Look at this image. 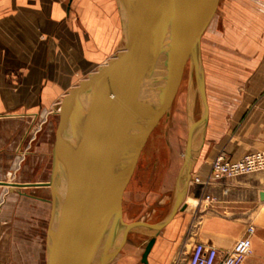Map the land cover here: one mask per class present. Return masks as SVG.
Listing matches in <instances>:
<instances>
[{"label":"crops","instance_id":"0c3cea01","mask_svg":"<svg viewBox=\"0 0 264 264\" xmlns=\"http://www.w3.org/2000/svg\"><path fill=\"white\" fill-rule=\"evenodd\" d=\"M119 20L117 0H0V148L18 149L39 117L111 59ZM258 35L247 78H221L220 63L207 66L208 118L185 208L156 234L148 264H178L196 242L216 247L219 259L249 226L251 252L240 264H264V172L206 182L216 156L234 160L264 149V30ZM155 207L128 222L161 221L167 215L152 214ZM137 233L142 239L132 255L143 264L150 236Z\"/></svg>","mask_w":264,"mask_h":264},{"label":"water","instance_id":"95a60500","mask_svg":"<svg viewBox=\"0 0 264 264\" xmlns=\"http://www.w3.org/2000/svg\"><path fill=\"white\" fill-rule=\"evenodd\" d=\"M120 1L131 29L126 48L107 63L98 65L66 93L51 151L48 182L14 184L50 187L46 264H102L121 226H124V231H155L149 235L141 255V262L148 264L147 256L156 234L178 210L185 208L183 201L192 169L191 136L183 160L186 176L177 191L173 208L164 219L156 223L123 221L121 197L142 149L155 109V99L188 60V57L183 60L175 57L187 38L190 39V54L193 53L203 108L201 146L208 104L197 46L216 0ZM120 73L123 74V81L106 122L98 131L97 143L87 154L83 153L79 164L75 163L73 160L78 158L77 142L72 139L70 125L76 119L82 99L94 87L99 91L108 76ZM86 125L87 122L84 127ZM64 162H69L66 180L61 179L60 171V164ZM63 183L65 187L60 196L59 188ZM260 196L264 198V192H260ZM54 214L55 228L52 226ZM51 234L49 252L48 238Z\"/></svg>","mask_w":264,"mask_h":264},{"label":"rangeland","instance_id":"374dc122","mask_svg":"<svg viewBox=\"0 0 264 264\" xmlns=\"http://www.w3.org/2000/svg\"><path fill=\"white\" fill-rule=\"evenodd\" d=\"M120 28L115 49L122 46L121 25ZM263 30L264 0H216L200 38L204 78L208 64H214L217 70L218 63L221 64V78H247L250 49L261 45L258 34ZM188 82L189 61L172 76L155 99L142 149L121 197V217L125 222L145 209L151 211L162 194L170 200L174 196L184 160ZM64 97L51 106L47 115L36 120L34 132L24 137L18 149L0 148V181L3 182L0 184V264H46L50 187L14 184L49 180L51 151ZM199 111L196 99V116ZM261 172L264 170L248 174ZM141 239L137 230L119 233L117 245L110 246L102 264H141L134 261L132 255Z\"/></svg>","mask_w":264,"mask_h":264},{"label":"bare ground","instance_id":"6f19581e","mask_svg":"<svg viewBox=\"0 0 264 264\" xmlns=\"http://www.w3.org/2000/svg\"><path fill=\"white\" fill-rule=\"evenodd\" d=\"M117 6L119 10V18H120V25L122 27V46H119L118 49H115V53L112 55H117L120 51L124 50L127 46L128 40L130 38V23L128 22V19L126 17V13L124 12L122 3L120 0H117ZM190 39L187 38L179 47V50L176 54V58L179 57L181 60H183L185 57H188L187 62L189 61V82H188V90L187 96H186V107H187V126H186V140H185V148L188 140L190 139V136L192 137L191 141V148L192 153L190 155L191 164H193V161L195 160L197 150L200 145V139L203 132L202 122H203V108L201 103V97L199 92V87L196 80V74H195V64L193 61V53L190 54ZM197 51L199 53V56L201 58V52H200V41L197 46ZM111 57V58H112ZM186 62V63H187ZM201 69L200 74L203 77L204 86H205V78H204V71H203V65L202 61L200 60V67ZM186 74V73H185ZM121 76V78H120ZM185 76V75H184ZM123 81V74H114L110 75L101 83V88L96 90L97 88L94 87L91 92H89L86 96L83 97L82 102L80 104V107L78 108L76 112V119L73 123L70 125V132L72 139L77 142V153L78 158H76L75 163L79 164V161L82 160L83 153H86L91 150V148L96 145L97 140L99 138L98 131L100 128H102L104 122H106L107 114L109 110L111 109L113 103L115 102L117 91L119 87H121ZM173 82V81H172ZM183 82V81H182ZM182 87V86H181ZM195 88V89H194ZM115 89V90H114ZM114 90V91H113ZM180 90V89H179ZM113 91V92H112ZM178 91V90H177ZM176 96V95H175ZM158 97V96H157ZM176 98V97H175ZM196 99L199 102L200 107V113L198 116L195 115V105H196ZM180 104H182V99H179ZM175 103V102H174ZM176 111V110H175ZM185 116V117H187ZM85 122H87V125L84 127ZM168 127V126H167ZM191 134L189 135V133ZM170 145V144H169ZM185 148L183 155L185 153ZM181 153V152H180ZM172 167V166H171ZM184 167V168H183ZM67 168H69V162H64L60 164V171H61V179L66 180V171ZM73 168V166L71 167ZM183 170L181 172V176L177 179L176 182V190L174 193V196L170 200V197H168L166 194L160 196L157 199L156 207L151 212L152 214L154 212H161L163 214L168 215L173 208V204L176 198L177 191L181 184L184 182L185 179V166H182ZM72 170V169H71ZM64 183L59 188V195H63L64 190ZM184 200L186 202V194L184 197ZM193 205L195 204L194 200H191ZM192 205V206H193ZM165 215V216H166ZM137 221V220H136ZM139 222L148 223L147 221H143L142 219L138 220ZM53 228L56 227V215L53 216V222H52ZM124 231V226H121L117 235L119 233ZM144 234L150 235L153 234L155 231L148 229L145 231H140ZM114 238L111 245H117L118 240L117 238ZM52 238L53 234H51L48 238V251L51 250L52 245ZM126 239V238H123ZM147 240V237L145 238ZM135 250V249H134Z\"/></svg>","mask_w":264,"mask_h":264},{"label":"built area","instance_id":"2783aa9c","mask_svg":"<svg viewBox=\"0 0 264 264\" xmlns=\"http://www.w3.org/2000/svg\"><path fill=\"white\" fill-rule=\"evenodd\" d=\"M259 170H264V149L245 153L234 160L220 154L212 159L206 182ZM253 231L254 228L249 226L246 234L235 240L231 248L219 259L216 247L196 242L187 257L178 264H240V260L251 252L250 236Z\"/></svg>","mask_w":264,"mask_h":264}]
</instances>
